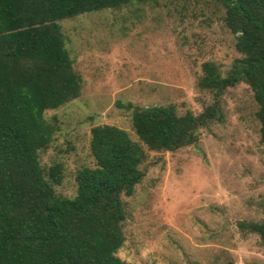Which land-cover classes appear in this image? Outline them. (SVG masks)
<instances>
[{
    "label": "rangeland",
    "instance_id": "obj_1",
    "mask_svg": "<svg viewBox=\"0 0 264 264\" xmlns=\"http://www.w3.org/2000/svg\"><path fill=\"white\" fill-rule=\"evenodd\" d=\"M213 0L134 2L61 21L81 95L58 109L59 128L43 165L64 164L56 190L76 193V174L94 166L90 129L120 126L133 138L131 110L173 104L179 113H199L212 94L198 85L202 63L217 62L224 73L240 54ZM224 120L200 129L199 141L176 151L150 152L148 170L125 197V242L118 255L134 264H264L257 234H244L239 221L264 218V144L258 104L240 82L222 99Z\"/></svg>",
    "mask_w": 264,
    "mask_h": 264
},
{
    "label": "trees",
    "instance_id": "obj_2",
    "mask_svg": "<svg viewBox=\"0 0 264 264\" xmlns=\"http://www.w3.org/2000/svg\"><path fill=\"white\" fill-rule=\"evenodd\" d=\"M151 1L0 0V264H134L118 255L126 239L124 198L144 179L150 152L196 144L202 127L224 120L223 95L240 82L258 104L264 144V0H213L223 7L240 55L225 73L213 60L202 63L198 85L212 101L199 113H179L173 104L119 103L131 110L137 137L114 124L93 125L95 165L78 169L73 196L56 190L64 164L43 165L40 152L51 145L59 121L45 113L83 88L61 21ZM238 227L264 245V218Z\"/></svg>",
    "mask_w": 264,
    "mask_h": 264
},
{
    "label": "water",
    "instance_id": "obj_3",
    "mask_svg": "<svg viewBox=\"0 0 264 264\" xmlns=\"http://www.w3.org/2000/svg\"><path fill=\"white\" fill-rule=\"evenodd\" d=\"M228 264H236V263H234V262H232V261H228Z\"/></svg>",
    "mask_w": 264,
    "mask_h": 264
}]
</instances>
